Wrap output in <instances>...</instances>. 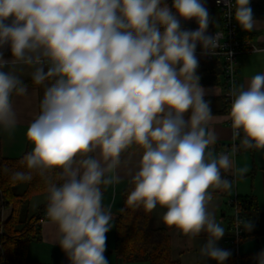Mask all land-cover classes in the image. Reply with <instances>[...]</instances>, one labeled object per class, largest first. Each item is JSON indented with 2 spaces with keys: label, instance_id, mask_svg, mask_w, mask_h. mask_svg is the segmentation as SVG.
Here are the masks:
<instances>
[{
  "label": "clouds",
  "instance_id": "9594fccd",
  "mask_svg": "<svg viewBox=\"0 0 264 264\" xmlns=\"http://www.w3.org/2000/svg\"><path fill=\"white\" fill-rule=\"evenodd\" d=\"M216 3L241 30L264 29L251 0ZM188 21L197 28H185ZM215 23L206 0H0V131L11 134L17 101L31 105L42 89L26 128L32 149L19 161L25 170L11 179H44L46 216L69 264H109L113 217L104 189L121 183V169L128 206L149 213L159 206L169 229L203 234L205 261L231 257L218 244L226 229L212 210L213 193L232 189L224 173H247L234 166L238 151L264 149V73L228 90L225 119L239 144L215 153L216 117L205 97L221 89H205L197 74L198 46L202 56L222 46L224 33L208 32ZM233 227L239 235L254 223L238 210ZM253 260L264 264V249Z\"/></svg>",
  "mask_w": 264,
  "mask_h": 264
},
{
  "label": "crops",
  "instance_id": "0c3cea01",
  "mask_svg": "<svg viewBox=\"0 0 264 264\" xmlns=\"http://www.w3.org/2000/svg\"><path fill=\"white\" fill-rule=\"evenodd\" d=\"M209 13L212 17H216L215 25H210L208 32L212 34L214 30L221 28L222 19L221 13L214 5V0H206ZM264 21V19H258ZM190 25L185 28L195 29L197 24L194 21L186 22ZM258 32L257 38L252 42L259 48H264V29ZM199 48V46H198ZM197 48V50H198ZM257 73H264V52L252 54V52L239 55L237 59L236 81L237 85L244 83L247 79ZM30 83V82H29ZM205 89H211L217 86L221 89V94L218 96L207 95L205 99L211 101V109L216 119L210 125L213 127L219 136V139L214 146L215 153L224 151V147L232 142V129L228 120L225 117L228 115L226 106L225 92L226 88L221 85H202ZM33 91L30 85V92ZM39 96H42V89L35 90L33 94V103L31 105L25 104L21 99L17 101L19 110V124L11 133L0 131V160L3 157H18L26 151H31L32 145L26 139L27 124L32 118V112L35 108V103ZM239 143V140H238ZM235 168L246 167L248 169L244 176H233V186L228 194H223L221 191L213 193V211L217 218L226 229L225 236L218 242L221 248L229 249L232 252L231 257L225 261V264H255L253 258L246 259V255L256 252L259 249H264V149H249L243 150L235 156ZM122 177L121 183L108 186L104 189V204L111 206L112 211V229L106 234L107 236V250L105 256L109 264H125L117 259L114 253L115 241V218L119 215L122 207V191L129 183V177L125 175V170L121 169L119 173ZM238 196H253V203L250 209L244 211V219H249L254 223V228L251 232H244V237L241 240L238 250L230 244L232 209L229 205V199L232 195ZM46 201V196L42 198L36 205L37 207ZM10 208L3 209V218H7L10 214ZM166 211L159 206L152 211V225L153 227H165L161 217ZM45 217L41 223V240L30 242L28 245L26 257L30 261L44 262L48 264H69V260L58 244L54 243L56 228ZM171 239V255L175 260L180 261L181 264H216L213 260L205 261L199 255V247L204 242L203 234L199 237L185 236L177 230L169 229Z\"/></svg>",
  "mask_w": 264,
  "mask_h": 264
},
{
  "label": "trees",
  "instance_id": "16d2710c",
  "mask_svg": "<svg viewBox=\"0 0 264 264\" xmlns=\"http://www.w3.org/2000/svg\"><path fill=\"white\" fill-rule=\"evenodd\" d=\"M171 3V0H169ZM251 7L257 19H264V0H251ZM188 23L183 22L184 27ZM239 37L242 40L253 42L258 32L251 33L238 28ZM200 49V48H198ZM201 85H221L226 88L227 81L224 74L221 57L208 58L197 53ZM226 100V98H225ZM229 111L230 103L226 100ZM24 152L18 157H3L0 160V264H48L44 262L30 261L26 257L30 242L41 240L40 219L46 213L47 200L37 209L31 210L30 203L37 195H47L46 183L43 178L34 175L31 182H16L11 179L15 171H24L19 164ZM7 169L8 171H5ZM227 178L233 180L230 173H224ZM130 184L122 191V207L115 218L114 253L118 260L129 262H148L149 264H181L172 258L171 239L169 228L153 227L152 212H146L141 207H131L126 204ZM217 191L216 193H218ZM229 191H221L228 194ZM242 214L250 209L253 196H238ZM10 208V214L3 218V209ZM261 249L246 255L251 259Z\"/></svg>",
  "mask_w": 264,
  "mask_h": 264
},
{
  "label": "built area",
  "instance_id": "2783aa9c",
  "mask_svg": "<svg viewBox=\"0 0 264 264\" xmlns=\"http://www.w3.org/2000/svg\"><path fill=\"white\" fill-rule=\"evenodd\" d=\"M214 5L218 8V10L221 13V19H222V26L219 29H216L213 31H222L224 33V38L221 40V48L217 49V55L216 56H206L208 58L213 57H221L223 62V68H224V74L226 76L227 86H226V92L225 97L226 100L230 103V98L227 95L228 90L232 87V84L236 81V72H237V59L239 55L252 52L253 47H257L252 42H249L247 40H242L239 37L238 34V28L239 25L236 23V21L233 19L231 21L227 20L223 15V5H217L216 0H214ZM228 52H230L232 55L229 57ZM197 53L200 54V49L197 50ZM229 125H231L230 120H228ZM239 144L238 140L233 141L224 147V151H228L231 149L233 144ZM238 151L235 156L239 153ZM234 156V158H235ZM229 205L232 209V220H231V232L232 237L230 238V244L233 245V247L236 249V252L238 250L239 244L241 240L244 237V231L241 227L239 235H236V229L233 227V221L235 220L237 216V212L239 210V216L241 219H244V216L242 214V210L240 207V204L238 202V195L235 193L232 195L229 199ZM45 217L42 216L40 221H42Z\"/></svg>",
  "mask_w": 264,
  "mask_h": 264
},
{
  "label": "rangeland",
  "instance_id": "374dc122",
  "mask_svg": "<svg viewBox=\"0 0 264 264\" xmlns=\"http://www.w3.org/2000/svg\"><path fill=\"white\" fill-rule=\"evenodd\" d=\"M45 196H47V195L43 194V195H37V196L32 198L31 203H30V208H31L32 211L35 210V207H36L37 203L42 198H44ZM125 264H149V263L141 261V262H129V263H125Z\"/></svg>",
  "mask_w": 264,
  "mask_h": 264
}]
</instances>
